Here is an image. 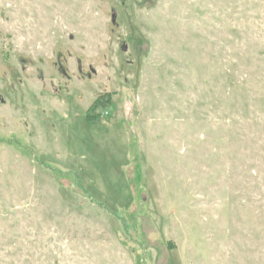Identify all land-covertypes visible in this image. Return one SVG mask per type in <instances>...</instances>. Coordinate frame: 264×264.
Segmentation results:
<instances>
[{
  "label": "rangeland",
  "instance_id": "obj_1",
  "mask_svg": "<svg viewBox=\"0 0 264 264\" xmlns=\"http://www.w3.org/2000/svg\"><path fill=\"white\" fill-rule=\"evenodd\" d=\"M0 264H264V0H0Z\"/></svg>",
  "mask_w": 264,
  "mask_h": 264
},
{
  "label": "trees",
  "instance_id": "obj_2",
  "mask_svg": "<svg viewBox=\"0 0 264 264\" xmlns=\"http://www.w3.org/2000/svg\"><path fill=\"white\" fill-rule=\"evenodd\" d=\"M98 101V100H97ZM97 101L95 102V104L97 103ZM90 110V109H89ZM89 110L87 111V116H88V119L91 120L92 118H90V114H89Z\"/></svg>",
  "mask_w": 264,
  "mask_h": 264
}]
</instances>
